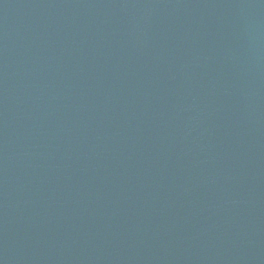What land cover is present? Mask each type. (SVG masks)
Masks as SVG:
<instances>
[{"label":"water","instance_id":"water-1","mask_svg":"<svg viewBox=\"0 0 264 264\" xmlns=\"http://www.w3.org/2000/svg\"><path fill=\"white\" fill-rule=\"evenodd\" d=\"M0 264H264V0H0Z\"/></svg>","mask_w":264,"mask_h":264}]
</instances>
